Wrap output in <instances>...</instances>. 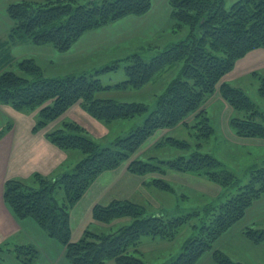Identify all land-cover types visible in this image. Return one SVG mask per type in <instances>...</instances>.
<instances>
[{"label":"trees","instance_id":"obj_1","mask_svg":"<svg viewBox=\"0 0 264 264\" xmlns=\"http://www.w3.org/2000/svg\"><path fill=\"white\" fill-rule=\"evenodd\" d=\"M7 1L13 27L7 39L0 42V104L34 114V132L45 131V137L57 148L82 155L74 168L57 176L35 174L28 179L8 180L4 202L13 216L19 221L34 220L65 247L71 264H146L140 249L142 238L170 242L186 228L191 233L181 252L165 264H196L209 252L217 264H241L214 246L245 217L256 200L264 197V164L250 167L249 180L242 183L218 158L199 149L216 131L207 113L215 99L237 113L231 119L236 139L264 141V109L243 88L224 82L239 60L251 51L264 49V0H234L229 8L226 0H170L173 29L182 37L157 51L150 61L143 52L127 57L126 80L115 85H104L100 76L119 68V61L95 72L49 77L34 59H14L11 49L30 43L67 52L89 31L128 16L147 14L152 0ZM173 67L181 68L178 77L164 93L156 95L152 104L112 96L113 91L141 90ZM251 76L257 79L264 98V75L253 72ZM74 106L107 127L119 121L143 122L133 125L126 136L102 146L77 122L63 119ZM194 119L197 121L191 127L196 130L198 150L190 157L142 158L140 150L158 131L163 135L154 147L169 144L188 149L187 141L166 138V134ZM123 164L128 165L131 174L145 179L148 187L176 193L168 176L177 172L203 177L221 187L223 193L214 202L195 209H185L184 197L178 195L173 213L151 214L127 200L99 204L93 209V220L107 230L87 229L78 241H73L71 210L101 174ZM125 218L130 219L129 225L110 230L116 220ZM244 235L256 245L264 243V229L247 228ZM8 252L23 264H34L39 255L33 245L10 247L6 242L0 245V264Z\"/></svg>","mask_w":264,"mask_h":264},{"label":"crops","instance_id":"obj_2","mask_svg":"<svg viewBox=\"0 0 264 264\" xmlns=\"http://www.w3.org/2000/svg\"><path fill=\"white\" fill-rule=\"evenodd\" d=\"M169 1L152 0L151 9L143 16H128L104 27L89 31L67 52H58L51 46L23 43L18 46L23 47L17 55L12 53L17 46L12 47L11 55L16 60L32 58L46 70L56 65L55 70L58 72L62 70L61 73H45L49 77H64L109 66V62L115 60L112 54L131 44L141 45V48L147 50L153 49L151 52L155 54L172 44L176 38L175 34L172 33L173 21ZM7 7L8 1L0 0V42L7 39L13 27V21L8 14ZM129 23H134L137 27H143L146 31L141 35H131L129 37L117 38L109 35V29L120 28ZM153 44H155L154 47H150ZM243 59L237 62L234 70L225 78L224 82L232 85L231 82L240 77V79L246 76L250 77L253 72H257L259 63L245 62L246 60ZM97 64L100 65L95 67ZM226 106H223L227 110L226 113L231 115L234 111L227 104ZM220 108L216 107L214 102L209 107L207 113L211 121L214 118V112ZM232 118H230V121ZM63 119L77 122L93 139L94 137L90 132L103 129L99 121L97 122L79 106L69 109ZM34 125V114L17 112L11 107L0 104V132H3L0 137V245L6 242L9 243L10 247L33 245L39 251L34 264H71L66 258V249L63 245L46 235L47 233L45 234V231L34 220H17L4 202V189L8 180L28 179L35 174L54 177L71 170L79 162L74 164L70 159V152H65L54 146L45 137V131L34 132ZM8 126H10V129L7 130ZM231 135L235 138L233 131ZM177 178L185 181L198 179L199 187L211 192L210 195H205L203 199L195 202L196 205L194 204L193 207H190V204L185 206L187 201L184 199L182 204L186 207L185 209L204 207L214 202L223 193L221 187L203 177L177 172H172L168 176L169 181ZM145 182V179L131 174L128 171L127 164H123L114 171L101 174L70 212L73 241H78L87 229L107 230V227L93 220V209L99 204L107 205L114 200H127L146 209L150 208L151 214L160 211L173 213L178 204V199L175 198L173 205L165 206L156 199V188L146 186ZM194 183L198 184L197 182ZM130 223L131 221L128 218L116 220L110 230H118ZM247 228L264 229V197L256 200L247 210L245 217L217 240L214 249L234 262L264 264V243L256 245L250 242L244 235ZM183 233L176 240L170 242L161 239L153 240L148 237L142 238L140 249L146 264L148 249L145 246L154 244L162 248L164 250L160 253L162 254V261H160L161 257L159 261L165 264L181 252L184 242L190 234L188 230ZM146 239L152 240V242L146 243ZM2 263L23 264L12 252L3 255ZM109 264L115 263L110 262ZM196 264L217 263L214 260L213 253L209 252L203 255Z\"/></svg>","mask_w":264,"mask_h":264},{"label":"rangeland","instance_id":"obj_3","mask_svg":"<svg viewBox=\"0 0 264 264\" xmlns=\"http://www.w3.org/2000/svg\"><path fill=\"white\" fill-rule=\"evenodd\" d=\"M234 0H226V7L229 8L234 2ZM238 0H235V2ZM169 27V26H168ZM146 31L143 27H137L134 23H129L128 25H124L122 27H115L113 29H109V35L113 37H129L131 35L138 36ZM172 31V30H171ZM178 32V31H177ZM173 34H176L175 29L172 31ZM182 37V33H177L175 35L177 38ZM179 41V40H177ZM21 44L16 45L17 48L13 50V54H16L22 50V47H18ZM153 44L150 47H154ZM15 47V46H14ZM152 50H147L146 48H141V45L131 44L129 46L122 47L117 52H114L112 55L115 57V60L109 62V65H113L115 62L120 63L119 68L115 71L109 72V74L101 75L100 79L104 85H115L120 82L126 80V61L125 59L130 55L143 52V57L150 61V59L155 55L152 54ZM145 55V56H144ZM245 62H255L259 63L257 65V72L264 75V49H257L255 51H251L245 57ZM100 64H97L95 67H98ZM47 68V66H45ZM56 65L51 66L49 70H45L47 74L49 73H61L55 70ZM180 67H173L172 69L158 74L153 82L149 83L141 90H121V91H113L112 96L121 101H139L144 103L152 104L154 103V99L156 95H160L165 92L169 83L178 77L180 72ZM88 72H95V70H91ZM241 78V77H240ZM237 79L232 83L233 86L241 87L244 91L249 95V97L259 106L264 109V98L260 95L259 86L256 84L257 79L253 76L243 77L242 79ZM214 103L216 107L220 108L216 110L213 114L212 125L214 127L215 134L210 138L209 141L203 142V147L199 149V151L203 153H210L218 158L227 169L235 172L242 180V183H246L249 180V174L247 173L250 167L253 165H263L264 164V141H257V143L248 142V141H239L232 137L233 128L231 127L230 118L237 116V113L232 112V114H227V110L224 109L226 103H224L221 99L218 101L215 99ZM224 106V107H223ZM152 108V106H151ZM194 121H190L189 125H179L173 129L169 130V133L166 134V138H175L178 140H185L190 144L188 149H179L175 146L171 145H163L161 147H154L155 141L160 137L162 131H158L151 139H149L140 150V154L142 158L146 161H150V157H158L159 159H176L180 156H189L198 150L197 143L198 139L196 136V130H194L191 126ZM98 122V121H97ZM143 121H119L114 123L112 126L107 127L103 123H99L103 129H97L95 132H90L94 139L101 144L102 146H108L111 142H113L118 137L126 136L133 125L137 123L140 125ZM1 131V130H0ZM231 133V134H230ZM96 137V138H95ZM241 142V143H240ZM253 145V146H252ZM257 147V148H256ZM70 159L76 164L82 158V155L78 151H71ZM176 180V181H175ZM175 180H170L169 182L173 187H175V192L172 193L170 191H164L155 189V197L165 206L173 205V201L177 198L178 195L183 196L186 204H190V207L203 199L205 195H210V190L200 188V184L198 183V179L185 181L181 178H177ZM175 183H173V182ZM197 182L198 184L194 183ZM177 186V188H176ZM189 200V201H188ZM193 203V204H191ZM186 208V207H185ZM148 209V213H150V208ZM188 209V208H187ZM195 209V208H192ZM191 233L190 229L186 228V231ZM46 234V233H45ZM47 235V234H46ZM54 240V239H53ZM147 242H152V240L146 239ZM56 241V240H55ZM59 243V242H58ZM147 248V264H162V253L164 250L160 247H157L154 244H148L145 246ZM161 260L159 261V258Z\"/></svg>","mask_w":264,"mask_h":264}]
</instances>
